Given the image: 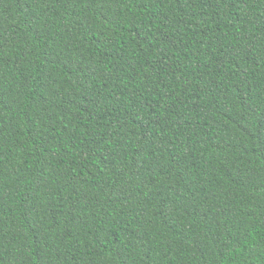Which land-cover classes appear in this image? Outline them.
Returning a JSON list of instances; mask_svg holds the SVG:
<instances>
[{
  "label": "trees",
  "instance_id": "trees-1",
  "mask_svg": "<svg viewBox=\"0 0 264 264\" xmlns=\"http://www.w3.org/2000/svg\"><path fill=\"white\" fill-rule=\"evenodd\" d=\"M0 264H264V0H0Z\"/></svg>",
  "mask_w": 264,
  "mask_h": 264
}]
</instances>
